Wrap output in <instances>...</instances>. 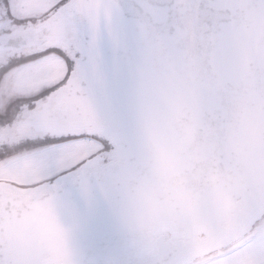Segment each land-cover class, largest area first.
Wrapping results in <instances>:
<instances>
[{"label":"snow or ice","instance_id":"snow-or-ice-1","mask_svg":"<svg viewBox=\"0 0 264 264\" xmlns=\"http://www.w3.org/2000/svg\"><path fill=\"white\" fill-rule=\"evenodd\" d=\"M224 6L223 0H186L176 6L182 15L169 31L175 49L189 28L196 32L213 73L207 79L196 76L185 58L180 103L202 134L201 146L184 160L185 214L170 230L161 264H264V188L226 217L197 167L233 169L231 157L220 149L226 113L218 88L230 85L227 90L235 94L239 54L228 23L218 15ZM159 7L166 18L174 11L170 4ZM214 11L217 15L209 19ZM133 14L123 0H0V264H43L38 254L18 246L30 224L18 209L40 200L59 226L62 264H155L130 247L108 249L105 261H83L60 216L62 193L69 186L85 201L102 192L120 209L125 176L138 159L136 127L133 134L118 122L112 95L117 66L109 69L100 41L126 29ZM258 77L264 84V65ZM38 93L47 94L38 99ZM118 123L117 132H111ZM45 137L67 142L26 150L29 141Z\"/></svg>","mask_w":264,"mask_h":264},{"label":"water","instance_id":"water-1","mask_svg":"<svg viewBox=\"0 0 264 264\" xmlns=\"http://www.w3.org/2000/svg\"><path fill=\"white\" fill-rule=\"evenodd\" d=\"M133 10L126 29L100 41L107 66H117L112 82L118 122L134 134L138 159L124 179L120 209L102 192L85 201L71 186L64 189L61 222L71 229L69 242L85 262L105 261L108 249L130 247L146 259L161 264L170 230L185 214L183 191L186 157L199 152L201 133L187 108L180 103L185 58L192 72L207 79L213 66L188 29L179 49L170 46V29L182 15L177 5L186 0H123ZM218 15L230 27L229 39L238 52L240 79L235 94L222 85L226 118L220 149L233 161V169L220 172L197 165L200 179L213 191L226 217L234 216L245 197L264 188V84L258 70L264 65V0H223ZM172 5L167 18L160 5ZM217 13L209 19H214ZM167 19V24L165 20ZM203 28L199 24L197 31ZM111 119V114H108ZM119 123L110 127L116 133ZM105 143L108 142L105 140ZM111 148V145L108 144ZM30 220L27 236L18 241L21 252H35L43 264H62L59 226L42 201H28L18 209ZM203 235V234H202Z\"/></svg>","mask_w":264,"mask_h":264},{"label":"rangeland","instance_id":"rangeland-1","mask_svg":"<svg viewBox=\"0 0 264 264\" xmlns=\"http://www.w3.org/2000/svg\"><path fill=\"white\" fill-rule=\"evenodd\" d=\"M21 2V0H17L16 3ZM67 141H65L62 138H52V139H47L42 146L40 147H36V148H30L27 149L28 151H33V150H42V149H46V148H51L53 146H57L63 143H66Z\"/></svg>","mask_w":264,"mask_h":264},{"label":"flooded vegetation","instance_id":"flooded-vegetation-1","mask_svg":"<svg viewBox=\"0 0 264 264\" xmlns=\"http://www.w3.org/2000/svg\"><path fill=\"white\" fill-rule=\"evenodd\" d=\"M17 0H14V2H16ZM43 91V90H42ZM46 94L47 93H44V95H41L40 93H38L37 94V98L38 99H43L44 98V96H46ZM52 138H55V137H45V138H43V139H37V140H35V141H29L28 142V144H29V147L27 148V149H30V148H36V147H40V146H42L43 145V143L48 139H52ZM105 143V142H104ZM106 144V151L107 150H110V146L107 144V143H105ZM26 149V150H27Z\"/></svg>","mask_w":264,"mask_h":264}]
</instances>
